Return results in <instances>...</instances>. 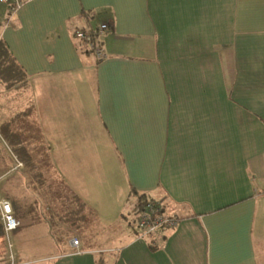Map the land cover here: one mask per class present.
<instances>
[{
  "label": "crops",
  "instance_id": "obj_1",
  "mask_svg": "<svg viewBox=\"0 0 264 264\" xmlns=\"http://www.w3.org/2000/svg\"><path fill=\"white\" fill-rule=\"evenodd\" d=\"M10 3L0 7V35L27 82L7 90L0 85V122L26 110L20 117L32 143L41 145L49 166L57 158L51 168L58 162V172L49 171L65 186L58 193L52 185L40 197L24 176H13L10 202L20 221L13 233L40 204L45 215L38 222L47 223L53 235L50 225L61 220L62 207L86 202L98 213L97 232L82 234L84 252L74 254L69 239H55L41 255L22 258L23 249L16 248L15 259L259 264L264 256V0H22L9 14ZM101 23L108 27L98 31ZM77 29L94 30L106 58L97 59L75 36ZM98 147L110 153L106 168L122 191L120 201L134 198L132 215L138 193L177 217L175 226L157 230V242L140 237L135 220L132 230L122 226L115 235L100 234L112 200H79L84 171L91 169L82 159L93 157ZM112 211L111 221L122 215ZM58 227L77 230L74 222ZM2 237L0 222V244ZM1 248L0 264H8Z\"/></svg>",
  "mask_w": 264,
  "mask_h": 264
},
{
  "label": "trees",
  "instance_id": "obj_2",
  "mask_svg": "<svg viewBox=\"0 0 264 264\" xmlns=\"http://www.w3.org/2000/svg\"><path fill=\"white\" fill-rule=\"evenodd\" d=\"M89 32L95 31L90 30ZM89 51L91 50L89 49ZM26 78L25 70L9 53L5 41L0 39V85L6 90L17 86L19 87L26 84ZM20 113L26 114V110ZM20 113L18 115L9 116L0 122V194L10 201L12 198L11 181L13 176H24L28 186L40 197L44 193V190L50 192L53 188V184H51L53 182L50 176L51 173L49 169L47 170L49 166V164H47L48 159L41 156L43 153V151L39 150L41 145L32 143L34 139L30 134V128L26 122H24L25 120L21 119ZM12 154L22 162V167L13 172L4 174L6 171V168H4L5 164L12 160ZM60 193H62V191ZM136 194L138 202L134 211L135 222L137 220L138 207H143L147 202L153 200L147 198L145 194ZM78 203L79 201H76L75 205ZM75 205H67L65 207L66 209L62 207L59 213L61 220L54 219L53 222H51L50 226L55 232L54 237L56 241L66 242L73 235L70 229L59 228L58 224L64 225L68 222L75 210ZM136 228H138L137 224ZM150 247L153 248L154 246L150 245Z\"/></svg>",
  "mask_w": 264,
  "mask_h": 264
},
{
  "label": "rangeland",
  "instance_id": "obj_3",
  "mask_svg": "<svg viewBox=\"0 0 264 264\" xmlns=\"http://www.w3.org/2000/svg\"><path fill=\"white\" fill-rule=\"evenodd\" d=\"M4 5L5 3L0 2V7ZM2 101L3 99L0 98V105ZM51 130L55 131L56 129L52 127ZM43 136L45 135L43 134ZM107 153H109L107 149L104 148V150H102V149H99L98 147L97 149H94L93 157L82 159L84 167L87 168L91 166V169L86 170L87 172L86 175L84 171L83 179H82V183L80 187L82 191L79 194L80 196L79 200H83L85 196H89V197L91 196L99 204H102V203L105 204L107 200H110V201L112 200L111 204H114V205L105 208L106 214H104L103 212V217L104 216L105 217L102 219L101 231H100V234L103 236L107 234L115 235L118 229L122 228V226H126L129 230H132L133 228L132 225H134V219H133L134 215H132V210L134 208V198L133 197L129 198V196H124L122 197L123 199L122 202L120 201L121 196L119 192H122V191L120 190V187L117 186L118 184L117 182L114 185H112V182L109 178V176H111V174H109L111 170L110 169L108 170V168H106L107 158H108V162L110 161L109 160L110 153H109V157H107L106 155ZM47 159H48V162H47L48 164L50 161V158H47ZM52 160H55L56 162L57 158L56 159L51 158V163H52L50 164L51 166L54 165V162ZM71 160L74 161L75 159H71ZM51 166H49L50 171L52 169L58 172V162L56 163L54 167L51 168ZM52 173L50 174L53 180L51 184L53 185L56 184L55 188H57L58 193H60V191H64L65 189V186L63 185L64 180L59 179L58 175H54ZM106 191H108L109 193V199H107L106 197L107 195ZM103 208L104 207H102V209ZM113 208L114 209L117 208V210H119L122 213V215L111 221L109 216H112L114 214L112 211ZM37 210H39L37 212L39 213L38 215L36 213V214H33V218H24L22 220V228L14 233L12 231L9 234V240L12 243L11 251L13 255H15L14 251L16 248L23 249V253H20V255L23 256L22 258H26L27 257L26 254H28L29 256L34 255V254L41 255L47 252L48 250H50L51 247L54 246L55 238H54V235L49 232V228L47 227L48 224L47 223L45 224L43 222H38L39 219L44 218L45 214L43 215L41 213V211L42 212L44 211V207L40 204ZM75 212H77V207L75 211L73 212V214L71 215V217L69 218L68 223L73 222V219L75 217ZM168 212L169 210L167 209V213L166 212L165 213L169 214ZM28 220H34V221L30 222ZM86 238L92 239V237H88V236ZM7 240L8 238L3 233L2 242L0 244V246H2L1 251H3L4 254L7 253L9 257V249L7 247ZM262 257L264 256L260 255L259 264H264V258Z\"/></svg>",
  "mask_w": 264,
  "mask_h": 264
},
{
  "label": "built area",
  "instance_id": "obj_4",
  "mask_svg": "<svg viewBox=\"0 0 264 264\" xmlns=\"http://www.w3.org/2000/svg\"><path fill=\"white\" fill-rule=\"evenodd\" d=\"M1 3H10L8 10L9 14L15 13L22 5V0H0ZM9 21V19L7 20ZM106 23H101L98 26V31H103L107 29ZM75 36L82 41H84L88 48L94 53L95 57L99 60L106 58V54L99 44L96 42L95 32H89L86 30L77 29L75 31ZM1 39V35H0ZM22 167V162L17 159L15 155L12 154V160L8 162L5 166L6 171L4 174L13 172ZM0 220L3 227V232L8 238L7 247L9 249V263L8 264H26L24 262H18L13 255L11 248L12 243L9 240V234L15 230L20 221L17 218L16 212L10 202L6 197L0 196ZM75 228L77 229L75 233L69 238V245L71 247V252L74 254H80L84 252V245L82 242V234L86 233H96L98 227V213L97 210L87 204L82 202L79 204L76 212V216L73 219ZM177 223V217L166 214L162 203L156 200H151L145 205L138 207V214L136 224L140 231V237L152 236L153 241L157 242V230L160 227H173ZM97 240V238H96ZM98 243V241H96ZM96 252H101L102 249L97 245L95 248Z\"/></svg>",
  "mask_w": 264,
  "mask_h": 264
}]
</instances>
